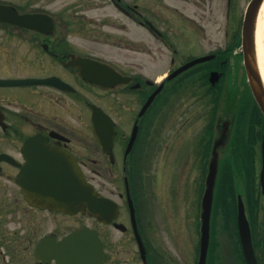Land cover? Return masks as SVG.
<instances>
[{
  "label": "flooded vegetation",
  "instance_id": "obj_1",
  "mask_svg": "<svg viewBox=\"0 0 264 264\" xmlns=\"http://www.w3.org/2000/svg\"><path fill=\"white\" fill-rule=\"evenodd\" d=\"M40 1L33 9L0 2L12 5L22 14H45L53 25L44 32L42 27L48 29L49 26L41 21L36 23L41 29L0 21L1 33H9L12 28L27 43L0 44V264H199V218L195 226L198 236L189 244L186 257V253L177 248L175 232L168 244L162 242L163 233H170L171 220L165 216L164 209H156L148 202L154 193L155 177L148 174L151 182L147 181L149 191L143 202V176H140V189L135 179L139 171L143 172L138 164L151 162L156 144L165 140L166 127L172 126L168 120L159 123L164 112L155 109V103H160L163 110L169 109L171 97L184 93L182 81L185 80L203 90L201 97H207L211 104L204 129L207 137L202 140L205 145H211L220 123L225 120L229 121L228 144L233 130L243 126L239 118L245 110L235 108V100L243 106L246 101L251 104L245 123L247 130L253 124L250 128L253 132L246 139L252 149L255 144L259 145V139L261 146L264 114L251 93L241 50L233 44L236 31L231 29L230 43L179 61L176 41L184 37L183 21L186 20L181 17L185 13L179 7L170 9L164 0H146L149 9L144 16L136 0L130 3L108 0L124 18L146 28L167 46L141 47L140 51L138 47H129L125 50L146 54V59L130 57L128 61H121L102 48L115 45L71 43L65 42V36L58 37L59 17L42 9ZM191 1L202 3L201 0ZM231 2L226 0L227 14ZM89 6L83 8L91 9ZM100 7L104 8L105 4ZM77 14L72 13L73 18L78 19ZM105 16L102 21L106 20ZM86 17L87 14L82 13L81 18ZM194 21L202 31L200 18ZM231 24L234 29L233 22ZM225 26V35H228V18ZM169 29L175 33L172 41L167 39ZM155 48L160 52L172 50L166 60L157 57L158 64L170 66L166 72H161L160 79L158 75L150 79L146 71L140 70L151 66ZM201 56L207 59L180 76L167 78L174 69ZM86 59L104 63L120 76L114 79L111 74L106 76L113 84H97L86 76L94 70ZM211 72H217L213 77H218L213 91L203 88V78H209ZM175 79L173 84L177 86L170 89L168 84ZM159 85V93L143 109L148 96ZM96 106L107 120L105 130L109 138L105 140L97 139L92 124ZM133 131L134 138L130 141ZM166 141L161 143H168ZM74 164L76 169L72 168ZM68 168L80 180L93 183L97 192L111 204L101 213L93 214L88 206L76 211L58 209L49 198H42L37 178H64L69 174ZM97 179L111 181L112 187L102 180L96 183ZM114 182L118 183V188ZM126 184L132 206L127 201ZM262 229L264 231V227ZM262 237L264 241V235Z\"/></svg>",
  "mask_w": 264,
  "mask_h": 264
},
{
  "label": "rangeland",
  "instance_id": "obj_2",
  "mask_svg": "<svg viewBox=\"0 0 264 264\" xmlns=\"http://www.w3.org/2000/svg\"><path fill=\"white\" fill-rule=\"evenodd\" d=\"M123 1L127 3L133 2V0ZM164 1L169 4L170 9L172 6H176L185 13L181 14V17L186 18V20L183 21L185 28L184 37L176 41L177 47L179 48L177 58L181 59L179 61H183L189 56L205 53L212 47H220L221 44L230 43L231 29L234 32L240 29L245 9L250 0H232L229 14H227L228 9L226 0H212L210 3L208 0H201L202 3L198 1L192 3L191 0H186L185 2L179 0ZM0 2H7L21 7L27 6L30 9L38 5V0H0ZM40 2L42 9L59 17L57 35L58 37L65 36L63 38L66 39L65 42L86 44L100 43L103 45L105 43L115 45L116 47L102 48L112 52L113 56L121 61H128L130 57H137L138 60L146 59V54L143 55V53L141 54L140 52L133 53L132 51L125 50L129 47H138L139 51L141 47H167L159 41L158 37L152 35L146 28L140 25L135 26L129 19L124 18L123 15L119 14L116 9H113L109 5L108 0H41ZM136 3L138 4L139 11L146 16L149 9V7H147V1L136 0ZM87 4H90L89 8L91 9L83 8ZM102 4H105L104 8L100 7ZM59 12H62V14ZM72 13H78V19L73 18ZM82 13L87 14L86 19L81 18ZM195 14L197 16L196 18ZM103 15H106V20L102 21L101 18H104ZM199 18L201 21H198V23L202 24V31L198 29L197 22L194 21ZM227 18L229 33L225 35V29L227 28L225 23ZM82 21L84 25H81ZM103 22H105V24L101 25ZM231 22H233L234 29L231 27ZM180 25L182 26V22ZM20 34L23 35L22 32ZM174 36V31L169 29L167 39L172 41ZM21 37L22 36L17 34V31L12 28L9 33H1L0 31V44H27L23 41V37L22 41L20 40ZM118 46L121 48H118ZM157 50L158 48H155V60L151 63V66L147 68L143 66L140 69L144 72L146 71L150 79L154 75H161V72H166L170 68L167 63L166 65L158 64L157 59L163 58L166 60L168 56L170 57L172 55V50L163 49L162 52ZM158 79H160V77ZM173 83L174 81L168 84L170 89L177 86V84L175 85ZM182 83H185L184 93L180 96L175 94L171 97L169 109L163 110L160 103H155L154 105L155 109L159 108L160 112H164L163 117L161 116L159 118V123L162 124L168 120L173 127H166V132L164 134L165 140L161 142L167 140L166 142L168 143L159 142L156 144L157 148H154L151 162L148 165L138 164L139 170L141 169L143 172L141 175L139 171V175L137 179H135V182L137 188L140 189V183L142 182L140 176H143L144 188H141V196L143 199L141 200L143 202L147 197L146 191H149L146 185L147 181L148 184L151 182V178L149 179L148 174L150 177H155V186H153L154 193L153 196L148 199V202L154 205L156 209H164L167 212L165 216L169 217L171 220L170 233L168 235L163 233L165 240L162 239V237V242L163 244H166L167 241L170 242L175 232L174 236H177V238H174L177 239L176 242H178L177 248L179 247L178 250L182 253H186L185 256L187 257L189 256L187 252L189 244L198 236L195 226L199 213L200 187L205 173L203 156L209 149L208 144L205 145L206 143L202 140L207 137V135L204 134V129L207 124V115L209 114L211 104L207 97H201V95L203 96V90L201 91L200 88L192 87L188 80H185V82L182 81ZM192 90L198 93H192ZM170 96L171 92L169 98ZM247 105L251 104L247 102ZM181 110L184 112V118H181ZM246 117L247 115H245V119ZM246 129L247 122L243 127H239L241 136H243L242 134H244ZM200 138L201 142H199ZM239 142L241 150L238 153V163L243 166H238L241 174H239V172L237 173L236 183H239L240 187L236 184V192H241L243 197H245L246 194L248 195V190H242V180L244 179L245 182L246 179H250L251 181L252 179L254 180L253 185L251 183L250 208L246 205V198L245 205L249 218L251 220L254 219L256 222L257 232H254L256 253L259 260L264 261V241L262 238L263 234L260 233L264 227V195L260 193L259 186V153L256 152L255 154L253 151V149L258 151L259 147L255 144V147L252 149L248 146L247 141L242 142V140H239ZM230 148L234 149L232 144L229 149ZM230 169L232 170V166ZM101 180L102 182L105 181L108 187H112L111 181ZM101 180L97 179L95 182L98 183ZM116 185L118 188V183ZM250 210L252 213H250ZM212 230L215 239V249L217 246L216 260H218V254L221 252L219 262L223 258L224 264H242L233 217L232 220H226L223 213L218 212L214 217V222H212ZM158 236H161L160 228ZM182 240L185 241V243H183ZM212 243L213 241H211L210 245L211 252ZM191 256L192 255H190V257Z\"/></svg>",
  "mask_w": 264,
  "mask_h": 264
},
{
  "label": "water",
  "instance_id": "obj_3",
  "mask_svg": "<svg viewBox=\"0 0 264 264\" xmlns=\"http://www.w3.org/2000/svg\"><path fill=\"white\" fill-rule=\"evenodd\" d=\"M262 0H250L247 5L243 25L241 30V47L243 52V63L248 79L250 89L252 91L253 97L258 103L260 109L264 114V82L261 78L259 70L256 64V55H255V24L257 12L260 7ZM0 21H6L9 23L17 24L20 26L30 27L32 29H38L40 21L46 23V27H42V31L48 32L52 29V20L49 16L45 14H20L17 10L11 5L0 4ZM41 29V28H40ZM206 57L195 59L187 64L176 69L171 76H174L181 71L187 69L188 67L205 60ZM84 61V60H82ZM90 63L95 68L91 67L93 70L90 74L91 80L101 83V84H112L107 82V77L110 74L114 78L118 76L113 74L110 69L104 64L95 63V62H86ZM215 72L212 73V76ZM214 78V77H213ZM212 80L215 81V78ZM217 79V78H216ZM159 89H156L148 98L147 102L144 105V108L147 107ZM93 124L94 130L99 140L106 139L107 131L105 130V125L107 120H105V115L101 113L100 108H94L93 112ZM229 136V121L225 120L220 123L217 129V136L214 140V145L211 151V158L208 163V172L205 179V189L201 199V251L199 264L206 263L207 250L209 246L210 239V220H211V211L214 197V188L216 182V176L218 171V154L219 150L226 145ZM72 168L76 169V164L72 165ZM69 174L67 177L59 176H50L49 178H37V181L42 188L41 196L55 203L56 208H70L76 210L82 208V206L87 205L89 210L93 214H99L103 211L104 207L111 204V201L107 198L101 197L98 192L95 191L94 186L91 183L86 182L85 180H80L77 176H74L72 169L68 168L66 170ZM261 184L264 187V178L263 170L261 172ZM237 227L238 234L240 238L241 248L244 254L246 264H258L253 244L251 238V230L249 226V221L247 219L244 203L242 201L241 195H237Z\"/></svg>",
  "mask_w": 264,
  "mask_h": 264
},
{
  "label": "trees",
  "instance_id": "obj_4",
  "mask_svg": "<svg viewBox=\"0 0 264 264\" xmlns=\"http://www.w3.org/2000/svg\"><path fill=\"white\" fill-rule=\"evenodd\" d=\"M228 165V164H227ZM232 166V176H230V174L228 175V177L226 176L227 172L225 171V164L222 165V173L220 174L219 178H218V182L216 185V195H215V199H214V215L217 212H222L223 214H225L224 218L226 220H228L230 217H233L234 221H235V212H236V178H237V173L239 172V174H241L240 169L238 168V166H243L242 164L239 163H232L230 164V167ZM226 172V173H225ZM227 180H228V184H227ZM253 180V179H252ZM251 183L252 181L249 179L242 180V186L243 188H247L249 190V194L251 196ZM228 192H227V191ZM253 209V206H252ZM236 228V225H235ZM252 229L254 232H257V227H256V222L254 220V222H252ZM236 236L238 237V234L236 232ZM238 241V249L240 252L241 257L242 256V252L240 249V245H239V240ZM242 262H243V258H242ZM244 264V262L242 263Z\"/></svg>",
  "mask_w": 264,
  "mask_h": 264
},
{
  "label": "bare ground",
  "instance_id": "obj_5",
  "mask_svg": "<svg viewBox=\"0 0 264 264\" xmlns=\"http://www.w3.org/2000/svg\"><path fill=\"white\" fill-rule=\"evenodd\" d=\"M254 33L256 64L264 82V0H262L257 12Z\"/></svg>",
  "mask_w": 264,
  "mask_h": 264
}]
</instances>
